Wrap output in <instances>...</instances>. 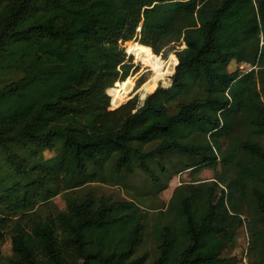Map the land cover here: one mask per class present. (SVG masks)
<instances>
[{
  "label": "trees",
  "instance_id": "trees-1",
  "mask_svg": "<svg viewBox=\"0 0 264 264\" xmlns=\"http://www.w3.org/2000/svg\"><path fill=\"white\" fill-rule=\"evenodd\" d=\"M125 42L148 58L184 44L167 88L121 104ZM0 72L18 74L0 87V264H143L152 209L88 186L140 173L136 199L156 196L171 154L186 159L174 172L214 174L154 209L153 264H242L223 252L244 228L264 264V0H0ZM58 195L64 209L39 211Z\"/></svg>",
  "mask_w": 264,
  "mask_h": 264
},
{
  "label": "rangeland",
  "instance_id": "rangeland-1",
  "mask_svg": "<svg viewBox=\"0 0 264 264\" xmlns=\"http://www.w3.org/2000/svg\"><path fill=\"white\" fill-rule=\"evenodd\" d=\"M132 42H129L128 45ZM128 45L126 46V42H125L122 46H123L125 53L127 55V59L130 60L129 63L128 62L127 63L131 64L133 66L129 72L130 76H129L128 80L132 82L134 79L135 85L133 88L134 89L133 92H130L128 94H123L122 87L119 88L118 91L120 93H122V95H124V101L121 104H123L124 102H126L127 100H129L135 96H138L139 101H141L145 98V96L144 97L141 96V89H142V86L152 76V68L150 67V64L148 63L150 59H159V60H161V62L163 63V66H164L165 62L169 63L172 60V55L169 56V54L175 53L178 55V52L181 51L185 47L182 42L176 43L174 45H170V47L168 49L170 52H168L167 49H166V51L161 52L160 53L161 57L156 55L155 57L148 58L146 56L148 58V60L142 59V58H140V60H139L138 59L139 57L135 56L134 53H132V51H130V50H129V52L127 51ZM163 55L164 56L166 55V58H163ZM134 56H135V58L137 57L138 61L134 58ZM141 60L144 63L145 62L148 63V66L151 69L150 72L145 71L146 65L139 62ZM253 68H254V66H252L251 64H248V63L238 64V63L232 61L228 65L227 69L229 72H232L234 70H238L241 73H245V72H248L249 70H251ZM173 72H174V70H173ZM171 75H169L167 77L166 83L167 82L169 83V81L171 82ZM17 77H18V74L15 72H0V87L4 83L12 81V80L16 79ZM141 80H143V81L146 80V81L144 82V84L141 87L136 88L137 83ZM263 82H264V76H263ZM159 84L162 87H165V88L168 87L167 86L168 84L164 85L163 82L158 83V85ZM157 86H156V88H157ZM258 87L261 88V84H259ZM149 93H151V92H149ZM109 108L113 109V104L111 102H110ZM240 132H242V130H240ZM235 134H237V133H235ZM222 145L224 146V148L226 147L227 139L223 140ZM52 155H53V153H51V152H48V151L44 152V158L48 159ZM185 161H186L185 158L179 157L176 154L169 155L166 158V160H160L161 164L164 165V167L167 168L168 170H170L171 166H173V165H175L176 167L174 170H171L169 172V177L164 180V183H166V188L162 192H158L156 194V196L143 195L142 197H138L136 199L137 195L143 191L141 189V186H142L143 181L146 179V177L140 173L136 174L134 180L132 179L131 182H128L125 186L123 185V183H117V182L95 183V184H91L88 186L90 189H92L93 191H95L99 195L109 196L110 198L116 199V200H135L137 203L141 204L143 208H145V209L151 208L152 209L153 213H152V211H150L151 213H149V217L146 220V228L144 231L143 240H142V243L139 246V248L137 250V254L135 256V257L145 256V261L143 264H153L154 259L157 256L156 243L153 239V234H152L153 224H154L155 218H156V211L154 209L156 207L165 208L166 204L168 203V201L172 195L173 190L177 186H179L181 184L183 185V184L190 183L194 177L199 178L201 180H209L213 177L214 173L210 169H205L197 175L192 174L189 170H186V171L180 170L181 172L180 171L174 172L175 170H179V168L181 167L178 165L179 162H185ZM156 172L158 173L157 169H156ZM216 172H217V174H227V175L229 174L228 171L226 169L222 168L221 166L217 167ZM38 206H40L39 211H41V212H44V211L45 212H55L56 210L64 209L65 203H64L62 197L60 195H58L51 200L49 205L43 204V205H38ZM247 245H248V237H247V232L244 228V229H241V231L236 235L235 240H234L233 244L231 245V247L223 252V256L224 257H233V256L240 257L241 254H244L245 251H247L246 250ZM1 252L4 256H10L11 255V244H10L9 236L6 238L5 243L2 245Z\"/></svg>",
  "mask_w": 264,
  "mask_h": 264
},
{
  "label": "bare ground",
  "instance_id": "bare-ground-1",
  "mask_svg": "<svg viewBox=\"0 0 264 264\" xmlns=\"http://www.w3.org/2000/svg\"><path fill=\"white\" fill-rule=\"evenodd\" d=\"M130 49H132L135 56L148 60V58L146 57L147 56V50L140 48V47H137L135 44L131 45ZM148 63L150 64V67L152 68V76L142 86V89H141L142 97L144 95L146 96L148 92L152 91L156 87L157 83L162 81L163 79H165L167 74L171 73V71L173 69L170 62L169 63L165 62L164 66H163V63L159 59H150ZM174 69H175V64H174Z\"/></svg>",
  "mask_w": 264,
  "mask_h": 264
},
{
  "label": "built area",
  "instance_id": "built-area-1",
  "mask_svg": "<svg viewBox=\"0 0 264 264\" xmlns=\"http://www.w3.org/2000/svg\"><path fill=\"white\" fill-rule=\"evenodd\" d=\"M246 253H247V251H245V253H244V254H241V256H240V259H241V263H242V264H250V263L247 261Z\"/></svg>",
  "mask_w": 264,
  "mask_h": 264
},
{
  "label": "water",
  "instance_id": "water-1",
  "mask_svg": "<svg viewBox=\"0 0 264 264\" xmlns=\"http://www.w3.org/2000/svg\"><path fill=\"white\" fill-rule=\"evenodd\" d=\"M139 30H140V28H139ZM139 30H138V31H139Z\"/></svg>",
  "mask_w": 264,
  "mask_h": 264
}]
</instances>
